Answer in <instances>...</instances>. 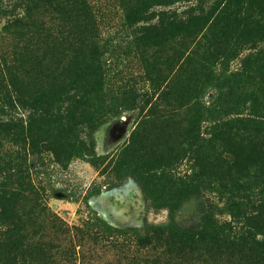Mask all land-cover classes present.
<instances>
[{
  "label": "rangeland",
  "instance_id": "374dc122",
  "mask_svg": "<svg viewBox=\"0 0 264 264\" xmlns=\"http://www.w3.org/2000/svg\"><path fill=\"white\" fill-rule=\"evenodd\" d=\"M229 1L0 0V62L13 61L11 74L39 92L45 89L41 85L49 67L54 68L50 80L55 87L72 79L70 72L75 68L86 71L90 58L97 57L102 81L91 100L109 110L106 122L91 132L92 138L84 136L83 128L77 140L54 137L58 156L43 146L26 156L27 181L39 198L35 201L25 195L10 204L17 215L27 217L17 224L19 253L7 254L10 247L3 245L0 264H130L133 249L123 251L113 240L92 242L96 229L91 223L100 221L117 229L164 226L170 218L168 205H178L173 221L189 229L200 224L207 210L232 208L224 197L228 188L218 187L223 174L225 178L251 177L264 165V132L245 125H233L236 133L230 130V135L243 141L237 146L236 165L223 169L208 165L204 186L194 187V182L183 200L181 191L172 199L168 196L169 190L179 187V180L200 173L195 156L201 155L199 142L216 135L210 130L214 117L246 116L255 110L264 115V60L250 64L245 59L250 52L246 36L230 28L234 24L225 27L218 11L225 8L233 15ZM212 5L216 12L193 42L180 32L149 43L138 40L141 17L159 11L182 17L188 7L202 6L207 11ZM216 14L219 21L210 22ZM16 18L21 22L6 25L8 19ZM198 115L202 116L197 125ZM210 142L221 150L230 149L224 141ZM67 144L74 147L68 149ZM162 158L174 165L163 171L158 167ZM135 165H147L155 176L168 178L147 185L154 191L153 202L144 197L133 175ZM248 181L252 184L254 179ZM255 187L264 193L262 186ZM259 204L244 207L253 212ZM30 211L42 216L35 219L28 215ZM55 215L64 223L61 227L73 230L87 225L90 234L85 231L82 237L72 238L68 234L61 240L55 230L59 225L51 218ZM218 218L229 220L230 216Z\"/></svg>",
  "mask_w": 264,
  "mask_h": 264
},
{
  "label": "trees",
  "instance_id": "16d2710c",
  "mask_svg": "<svg viewBox=\"0 0 264 264\" xmlns=\"http://www.w3.org/2000/svg\"><path fill=\"white\" fill-rule=\"evenodd\" d=\"M229 2L234 5L233 15L228 14L225 8H220L218 14L219 12L223 14L225 27L234 24L230 28L236 29L237 33V30H240V35L246 36L247 49L250 52L245 59H248L250 64H257L264 60V0H230ZM216 10L214 5L207 11H204L202 6H195L188 7L186 15L182 17L175 12L166 14L162 11L141 17L138 20L142 24L137 31L138 40L149 43L157 41L162 35L173 37L180 32L184 39L193 42ZM242 12L243 16H241ZM218 19L220 17L216 14L210 22L214 23ZM19 22L21 20L17 18L8 19L6 25ZM90 61L86 71L83 67L75 68L70 72L72 79L55 87L54 80H50V77L54 79V68L49 67V73L44 74L41 85L45 89L39 92L34 90V87L23 85L16 75L11 74L10 65L13 61L10 64L5 61L0 62V248L3 245L9 246L10 250L7 254L19 253L20 224H17L27 217H23L24 214L22 217L17 215L10 209V204L25 195L31 196L35 201L39 198L38 192L27 181L29 175L24 163L26 156L38 153L42 146L53 156L54 154L58 156L59 151L57 148L54 149V137L77 140L83 133V128H86L84 136L92 138L91 132L106 122L109 110L102 104L98 105L97 101L91 100V96L100 88L101 67L97 57L90 58ZM243 63L245 68L246 63ZM23 111H26L27 115H24ZM256 111L246 116L214 117L210 130L216 135L210 141L219 144L224 141L229 144L230 149L221 150L219 145L201 140L197 148L201 155L195 156V165L200 168V173L193 172L187 180H179V187L173 191L169 190L168 196L172 199L178 191H181L183 200L192 191L189 188L194 186V182L196 185L194 187L204 186L208 165L217 164L222 169L236 165L235 161L240 152L237 146L243 141L235 134L230 135L231 131L237 132L232 126L245 125L250 126L255 132H264V115H259ZM233 114L243 115L239 112ZM200 116L202 115L197 117V125ZM203 121L207 120L203 119ZM73 147L67 144L68 149ZM247 159H250L249 155ZM158 164L163 171L174 165L165 158L159 160ZM135 166L134 174L128 172L135 175L144 197L153 202L154 191L149 190L147 185L155 180L164 181L168 178L165 175L155 176L147 165L146 168ZM255 170L251 177L225 178L223 174L218 187L228 188L227 193H229L224 197L232 208L216 212L207 210L196 227L180 228L172 217L178 205H168L170 218L168 224L164 226L145 224L142 229L131 227L117 229L96 221L90 225L96 229L91 240L92 242L113 240L114 244H117L115 246H121L123 251L132 248L130 264H190L204 261L208 264H264V224L262 223L264 193L255 187L262 186L261 189L264 190L263 163ZM169 176L172 178L171 181L175 180L171 174ZM248 179H254L253 183L251 184ZM251 202L260 203L259 209L253 212L245 210L244 206ZM152 204L154 209L159 208L156 203ZM29 214L35 219L42 216L41 212L37 211H30ZM223 214H228L230 219H219L218 215ZM51 218L59 225L54 224V229L56 226L55 230H58L61 240L66 239L63 236L68 234L71 238L82 237L85 231L90 234L87 225L85 229L74 227L72 230L61 227L64 223L56 215ZM100 225L103 226L101 230Z\"/></svg>",
  "mask_w": 264,
  "mask_h": 264
}]
</instances>
